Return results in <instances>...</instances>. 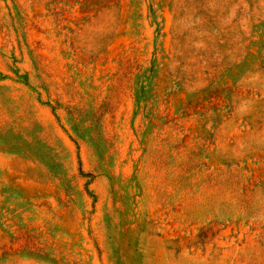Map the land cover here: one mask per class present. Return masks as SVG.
Returning <instances> with one entry per match:
<instances>
[{
  "label": "rangeland",
  "instance_id": "obj_1",
  "mask_svg": "<svg viewBox=\"0 0 264 264\" xmlns=\"http://www.w3.org/2000/svg\"><path fill=\"white\" fill-rule=\"evenodd\" d=\"M0 264H264V0H0Z\"/></svg>",
  "mask_w": 264,
  "mask_h": 264
}]
</instances>
